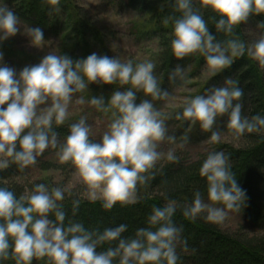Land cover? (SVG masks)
I'll return each mask as SVG.
<instances>
[{
  "label": "clouds",
  "instance_id": "obj_1",
  "mask_svg": "<svg viewBox=\"0 0 264 264\" xmlns=\"http://www.w3.org/2000/svg\"><path fill=\"white\" fill-rule=\"evenodd\" d=\"M58 3V0H53ZM181 16L174 20L171 48L179 60L199 52L207 66L215 72L231 66L233 57L247 53L264 65V35L250 46L238 39L225 43L216 40L204 18L192 8V0H174ZM220 19L216 31L231 34L234 27L246 23L250 15H264V0H203ZM20 19L6 5L0 3V44L18 33L28 38L31 46L39 48L44 39L39 26L23 32ZM258 28H264L260 21ZM152 61L133 64L121 62L117 57L92 53L86 58L73 60L67 55L48 53L38 64L25 66L18 73L4 63L0 52V157L11 158L21 170L35 165L37 157L48 148H58L60 162L71 164L89 189V199H101L105 209L115 204L134 203L138 184L146 183L148 173L165 156L157 151L167 140L175 143L176 137L167 134L166 119L153 104V100L169 97L154 74ZM184 69L177 65L170 80L183 78ZM131 87L112 92L105 101L103 96H92L90 104L97 110L112 111L114 117L100 142L90 139V126L81 117L71 124L69 134L60 144L53 124L63 125L68 117V106L74 93L88 89L89 84L100 83ZM144 97L137 103V93ZM243 89L231 78L224 85L206 89L205 95L190 99L175 119L199 122L200 128L211 133L209 140L219 143L221 134L214 130L217 118L227 116V127L234 135L264 130V115L250 119L242 116ZM51 103L44 108L41 105ZM83 103L81 99L78 101ZM188 137L182 138L183 143ZM169 162H178L173 150L166 154ZM230 156L224 151L208 153L200 168L207 180V201L199 191L194 193L190 205L183 210L185 217L195 218L205 213L212 223L225 220L227 210L239 212L246 204V193L231 171ZM8 167V159H0V169ZM64 192L36 184L30 195L19 198L0 187V259L11 254L16 264H32L33 258H50L51 264H178L176 246L181 227L172 217L177 202L169 200L162 208L154 207L148 224L156 230L139 228L133 238L122 236L126 224L88 231L80 223L65 226L66 213L58 202ZM217 204L223 207L215 206ZM78 207V202L74 208ZM49 214L55 219H49ZM116 241L107 251H97L105 242ZM186 247V243H185Z\"/></svg>",
  "mask_w": 264,
  "mask_h": 264
},
{
  "label": "trees",
  "instance_id": "obj_2",
  "mask_svg": "<svg viewBox=\"0 0 264 264\" xmlns=\"http://www.w3.org/2000/svg\"><path fill=\"white\" fill-rule=\"evenodd\" d=\"M112 1L118 8L134 13L142 18L133 27V32L141 37H154L158 44V53L154 58L156 68L154 74L158 83L164 89L168 85H174L177 81L170 80L172 70L179 65L187 69L196 64V69H201L205 64V58L199 52L177 59L171 48V40L174 38L173 23L181 16L176 10L174 0H108ZM20 19V24L28 27L39 26L44 34H50L62 38L68 43L62 50L74 61L86 58L89 50L88 40L95 38L103 42L101 32L91 25L92 18L84 13L74 0H0ZM192 8L204 18L210 32L216 40L222 44L231 39H238L250 46L249 31L252 26L257 27L260 21H264V15H250L246 23L234 27L231 34L216 31V22L220 19L209 6L203 4V0H192ZM90 20V21H89ZM258 28V27H257ZM264 33V28H259ZM195 69V70H196ZM196 72V71H195ZM217 80L231 78L243 89L244 95L239 101L242 104V116L248 114L250 119L257 114L264 115V66L253 59L247 51L243 56L233 57L231 66L220 71L216 75ZM89 84L86 92L92 96H103L105 101L113 91L120 89L116 84L93 87ZM131 85H125V89ZM144 97L142 92L137 93V103ZM113 110H109L112 114ZM103 112V111H101ZM191 121H186L180 131H186ZM67 123L56 126L57 140L62 144L69 134ZM242 141L238 145H220L214 151H224L230 156L229 164L231 171L237 179L238 185L246 193V204L241 207L240 212L245 214L249 222L264 229V208L260 206L258 193L264 196V130L260 132L245 133L241 136ZM93 142H99L90 137ZM58 148H48L37 157L36 165H40L42 172H48L62 168H72L71 162L58 166L55 162L44 160L51 154L58 153ZM210 153V152H209ZM208 153L196 160H188L177 154L178 162L159 163L149 170L145 175L148 177L146 183L138 184L136 188L135 202L115 204L111 209H105L101 201H88L78 199L72 194H64V199L58 202L66 213L64 224L80 223L88 231L103 232L104 229L115 227L120 224L127 225V231L122 234L125 238H133L139 228L151 227L147 220L154 207L162 208L169 200L177 202V208L172 220L177 227L182 228L180 240L176 250L179 257L178 264H264V230L253 229L250 225L238 224L234 230L222 227L221 223H212L205 219V213L195 218L185 217L183 210L190 205L194 193L199 191L207 201V180L200 175V168ZM8 159V167L0 169V187L12 191L17 198L25 194L27 188L28 167L21 170L11 158ZM45 184L49 190L53 189L51 181L42 179L36 184ZM78 202V207L74 205ZM208 202V201H207ZM219 206H223L217 204ZM49 219H55L49 214ZM248 222V223H249ZM247 223V222H246ZM251 228V229H250ZM255 231H253V230ZM155 231V227H151ZM252 231V232H250ZM255 234H254V233ZM186 243V247H185ZM116 241L105 242L98 246L97 251H107L115 247ZM0 264H16L11 254L6 259H0ZM32 264H51L50 258H33ZM119 264V258L114 261Z\"/></svg>",
  "mask_w": 264,
  "mask_h": 264
},
{
  "label": "rangeland",
  "instance_id": "obj_3",
  "mask_svg": "<svg viewBox=\"0 0 264 264\" xmlns=\"http://www.w3.org/2000/svg\"><path fill=\"white\" fill-rule=\"evenodd\" d=\"M74 1L81 7L86 15L92 18L91 21L89 20L91 25L93 28L98 29L102 35L103 42L101 45L95 38H90L88 40L89 55L96 53L98 55H107L113 58L117 57L121 62H128L131 60L134 65L149 60L154 63V58L158 53V44L155 38L153 36L141 37L133 32V27L136 23L140 22L138 19L142 17L118 8L112 1L108 0ZM20 27L22 32L27 28L22 24H20ZM249 34L250 45L258 40L261 35H264L261 29L254 26L250 29ZM44 39L45 41L42 42L39 48L31 46L28 38L20 33L5 40L0 44V52H3L4 63L9 67L15 68L18 73L25 66L38 64L48 53L63 55L62 50L68 43H65L62 38L50 34H44ZM196 68L197 65L195 63L192 64L187 69L182 79L178 77L174 85L167 86L166 90L169 92V97L167 99L152 101L157 110L161 112L162 118H167V134L176 137V142L174 144L165 140L158 145L157 151L165 154V156L158 161L159 163L167 161L166 154L169 150H173L175 155L180 154L188 160H196L200 156L215 150L220 145H238L242 141L241 137L234 135L233 131L227 127V116L217 118L216 125L214 126V130L219 131L221 134L219 143L210 142L209 137L211 133L203 131L199 126V122H191V125L186 131H180L185 120H177L175 116L177 113L183 111L187 102L198 95H205L206 89L224 85L225 80L216 79V75H218L220 71L214 74L207 64L201 69ZM99 85L102 86L103 84L94 83L93 87L97 88ZM117 85L120 90L125 89V85L120 86L118 82ZM91 97V93L86 92V90L74 93L68 106L69 114L64 123L71 125L79 122L81 117H84L91 129L90 137L100 142L114 117L112 114H109V112H101L97 110L95 106H92L90 104ZM81 99L83 103L78 102ZM50 103L51 101L49 100L48 104L41 105L40 107H47ZM245 116L247 117L248 114ZM184 136L188 137V141L183 143V147H181L180 145ZM0 159L7 158L0 157ZM44 160L55 162L58 166L64 165V163L60 162L58 153L54 155L51 154L44 158ZM53 169L54 170L48 172H42L40 165L35 164L28 166L27 179L25 180L27 188L24 195L31 194L33 190L31 186H33L35 182L39 183L42 179H47L51 181L54 188H61L64 194L73 193L78 199L91 201L89 199V189L78 175L74 166L67 170H63L62 168L57 169V167ZM261 194L258 193L259 196L256 197L263 199L259 200V204L264 208V196ZM96 201H101V199H97ZM215 206L223 207L219 205ZM248 222L245 214L243 215L242 212L227 210L226 218L221 224L225 229L230 228L232 230L236 229L240 223H243L245 226L250 225V227L260 232L264 230L256 224L254 225V223Z\"/></svg>",
  "mask_w": 264,
  "mask_h": 264
}]
</instances>
